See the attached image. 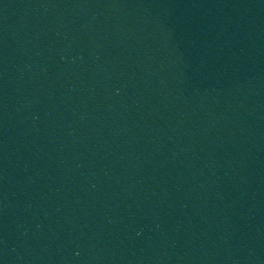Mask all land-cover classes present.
Masks as SVG:
<instances>
[{
  "label": "water",
  "instance_id": "obj_1",
  "mask_svg": "<svg viewBox=\"0 0 264 264\" xmlns=\"http://www.w3.org/2000/svg\"><path fill=\"white\" fill-rule=\"evenodd\" d=\"M0 264H264V0H0Z\"/></svg>",
  "mask_w": 264,
  "mask_h": 264
}]
</instances>
